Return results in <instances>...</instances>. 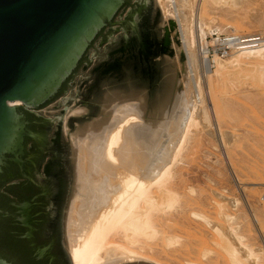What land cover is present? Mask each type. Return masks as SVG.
<instances>
[{"label":"water","instance_id":"1","mask_svg":"<svg viewBox=\"0 0 264 264\" xmlns=\"http://www.w3.org/2000/svg\"><path fill=\"white\" fill-rule=\"evenodd\" d=\"M161 14L152 0H0V264H71L61 216L73 167L38 108L77 73L66 128L101 151L122 129L137 174L166 165L188 111ZM122 264H151L131 261Z\"/></svg>","mask_w":264,"mask_h":264},{"label":"rangeland","instance_id":"2","mask_svg":"<svg viewBox=\"0 0 264 264\" xmlns=\"http://www.w3.org/2000/svg\"><path fill=\"white\" fill-rule=\"evenodd\" d=\"M199 3L198 0L193 3V10L197 11L194 19L198 36V25L201 24L203 28V33L198 37V47L196 45L195 65H198V69H195L197 73L194 72V75L196 73L198 81L194 80L200 83L203 99L196 104L199 115L190 127L183 148L171 170L172 188L180 195L181 203L164 219L155 220L159 235L154 244L144 248L147 256H153L164 264H184L187 261L197 264H231L224 252L215 246L217 238L213 239L215 235L212 228L200 219L195 220L193 212L203 215L208 218V222L217 223L221 227L226 225L222 213L230 215L231 226L245 239V243L264 251V66L257 65L264 59V51L255 54L256 60L262 59L257 63L253 62L255 58H240L238 63H231V55L226 54L227 56L223 57L216 53V50L208 53L211 63L209 66L204 65L200 58L202 46L208 49L214 42V37L230 34L233 29L238 35L253 34L264 39V0H241L235 7L206 2L202 10L204 15L198 14ZM160 6L158 0H152V10L157 7L161 14L159 52L158 56L152 59L158 61V68L161 62L162 25L163 21L165 22V15L163 16ZM165 26L175 60V49L181 42L179 32L173 20H167ZM215 54L221 56L216 62L212 57ZM181 55L184 57L183 53ZM177 72L180 78L181 73L178 70ZM76 76L77 73L62 93L40 106L39 110L59 131L73 167L71 191L61 216V245L66 252L67 215L75 190V179L72 149L69 137L63 131V120L76 97ZM193 77L191 79L190 76L191 82L196 84ZM194 91L195 88H192V100ZM19 104L17 105L25 109L24 105ZM38 108L25 110L38 111ZM190 188L193 193H190ZM218 202L222 204V211L217 208L220 204ZM168 235L178 238L176 245L165 246L163 239ZM203 249L205 253L208 251L207 255ZM69 258L73 264L70 255ZM262 258L259 264H264V252Z\"/></svg>","mask_w":264,"mask_h":264},{"label":"bare ground","instance_id":"3","mask_svg":"<svg viewBox=\"0 0 264 264\" xmlns=\"http://www.w3.org/2000/svg\"><path fill=\"white\" fill-rule=\"evenodd\" d=\"M158 1L162 6L160 7L163 10V16L165 15V22L167 20H173L179 32L181 42L175 49V61L177 60L176 68L181 73V79L179 78V81L188 116L180 138L172 151L169 162L150 181L142 179L137 174L130 154L129 145H123L121 147L123 139L122 129L131 122H142L135 114H129L115 126L107 135L106 142L102 146L101 151L90 148L81 137L72 132L70 133L64 125V131L69 137L74 161L75 190L71 200L72 202L70 203V209L68 210V225L66 226V244L73 264H121L122 262L138 260L151 264H164L162 261L153 258V256H147L144 253V248H148L154 244V240L159 235L155 220L157 218L158 220L164 219L165 216H168L172 211L177 209L181 203L180 195L172 188L173 175L171 170L183 148L190 127L194 125V120L199 115L196 104L200 103L203 99L200 92V83L198 84L197 82L198 76L196 77V70L198 69L196 67L198 65H195L197 61L196 45L198 47L200 40L198 37L203 33V28L201 24L198 25V36L194 19L195 12H197L193 10L194 0ZM198 1H200L198 14L202 13L206 2L214 5L234 7L238 2H241V0ZM235 31L233 29L232 33L224 34L235 38V42L229 43L228 45L230 51L227 55H231V61H229L231 63H238V59L240 58H243V60L244 58H255L256 60L255 54L264 51V39L253 34L238 35ZM174 43L172 42V44ZM215 45L214 40L210 46L216 48ZM210 46L208 49L203 46L200 48V58L204 65L207 66L211 64L208 58V53L211 50ZM182 53L184 57H182ZM212 57L216 62L221 56L218 57L215 54ZM255 60L253 62L257 63L262 59ZM257 65L264 66V59L262 62L257 63ZM194 72H196L195 75ZM190 76L191 79L195 76L193 80L197 79V81L194 80L196 84L191 82ZM192 88H195L193 94L194 100H192L191 96ZM19 103L21 102L14 101L10 104L17 105ZM191 189H189L190 193H193V189ZM218 203L217 208L222 211V204L221 202ZM176 211L178 212V210ZM192 216L195 220L200 219L207 223L209 225L208 227L212 228V232L216 236L212 237L213 239L217 238L215 239V246L224 252L227 258L230 259L231 264H259L262 261L264 251L260 248L254 249L245 243V239L239 236L235 228L231 226L232 217L230 215H223L222 213L223 217L220 216V218L226 219V222H224L226 225L224 227H221L217 223L208 222V218H205L197 212H193ZM164 238L163 240L166 244L164 245L167 247H172L178 242L176 236L168 235ZM155 246L156 244L154 248ZM206 252L204 251L207 255L208 251ZM204 253L203 255H205ZM185 263L197 264L192 261Z\"/></svg>","mask_w":264,"mask_h":264},{"label":"built area","instance_id":"4","mask_svg":"<svg viewBox=\"0 0 264 264\" xmlns=\"http://www.w3.org/2000/svg\"><path fill=\"white\" fill-rule=\"evenodd\" d=\"M235 42V38L233 36H226V35H218L215 37L216 48L214 46H210V51H214L216 49V53L221 54V56L226 55L229 49V43ZM225 43V44H224ZM215 48V49H214ZM264 196V191H263Z\"/></svg>","mask_w":264,"mask_h":264},{"label":"flooded vegetation","instance_id":"5","mask_svg":"<svg viewBox=\"0 0 264 264\" xmlns=\"http://www.w3.org/2000/svg\"><path fill=\"white\" fill-rule=\"evenodd\" d=\"M25 109H31V108H29V107H24ZM38 111L39 110H41V107H39L38 109H37ZM64 131V130H63ZM63 248V247H62ZM68 252V251H67Z\"/></svg>","mask_w":264,"mask_h":264},{"label":"trees","instance_id":"6","mask_svg":"<svg viewBox=\"0 0 264 264\" xmlns=\"http://www.w3.org/2000/svg\"><path fill=\"white\" fill-rule=\"evenodd\" d=\"M47 103H48V102H47ZM47 103H46V104H47ZM44 105H45V104H44ZM42 106H43V105H42ZM42 106H41V107H42Z\"/></svg>","mask_w":264,"mask_h":264}]
</instances>
